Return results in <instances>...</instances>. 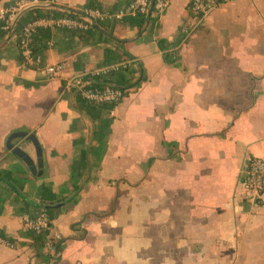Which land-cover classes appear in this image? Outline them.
<instances>
[{
    "label": "crops",
    "instance_id": "obj_1",
    "mask_svg": "<svg viewBox=\"0 0 264 264\" xmlns=\"http://www.w3.org/2000/svg\"><path fill=\"white\" fill-rule=\"evenodd\" d=\"M16 0H0V12ZM10 34L0 29V264H51L22 226L47 208L62 236L53 264H264V193L239 188L249 157L264 159V0H227L201 20L190 0L161 14L82 31L41 29L47 79L22 63L17 36L36 13L118 10L131 0H38ZM125 61L99 86L124 90L116 104L81 99L76 75ZM33 133V175L6 148ZM36 162L34 146L13 140Z\"/></svg>",
    "mask_w": 264,
    "mask_h": 264
},
{
    "label": "built area",
    "instance_id": "obj_2",
    "mask_svg": "<svg viewBox=\"0 0 264 264\" xmlns=\"http://www.w3.org/2000/svg\"><path fill=\"white\" fill-rule=\"evenodd\" d=\"M171 0H131L128 5L118 10L99 8H82L67 11L63 15L53 13L33 19L24 24L17 36L18 50L22 63L27 67H39L47 79L60 75L66 64L44 63L43 57L32 47V40L41 29L88 31L99 23H115L136 16H146L153 11L161 14ZM227 0H190L189 10L192 16L201 20L209 12ZM39 4L38 0H16L11 6L0 12V29L10 34L20 14L26 9ZM133 66L132 61H125L98 70L83 72L66 82L68 89L74 91L81 99L95 104H116L123 97V91L113 85L99 86L94 80L100 76L118 72ZM239 188L245 200L256 206L264 193V159L249 157L243 163L239 173ZM22 226L35 236H43L44 249L51 264L60 257L62 236L53 230L45 208H38L32 216L22 217ZM0 245L12 246L8 236L0 235ZM80 264V263H76Z\"/></svg>",
    "mask_w": 264,
    "mask_h": 264
},
{
    "label": "water",
    "instance_id": "obj_3",
    "mask_svg": "<svg viewBox=\"0 0 264 264\" xmlns=\"http://www.w3.org/2000/svg\"><path fill=\"white\" fill-rule=\"evenodd\" d=\"M16 138H25L32 143L34 146L36 162H34V160H32L30 156L26 154V152H24L20 147L13 144V140ZM6 148L15 156L20 158L33 175L36 174L38 168L42 167V147L38 143L35 134H28L27 132H14L8 136L6 140Z\"/></svg>",
    "mask_w": 264,
    "mask_h": 264
},
{
    "label": "trees",
    "instance_id": "obj_4",
    "mask_svg": "<svg viewBox=\"0 0 264 264\" xmlns=\"http://www.w3.org/2000/svg\"><path fill=\"white\" fill-rule=\"evenodd\" d=\"M46 15H48V14H41V13H36V16L33 18V19H36V18H39V17H43V16H46ZM136 17H140V18H142L143 16H136ZM40 31V30H39ZM39 31H37V33L39 32ZM36 33V34H37ZM36 35H34V37H35ZM34 37H33V40H34ZM33 40H32V47H33ZM33 49L35 50V48L33 47ZM36 51V50H35ZM37 52V51H36ZM129 69V68H128ZM124 70H126V69H124ZM127 72H130V70H126ZM121 89V88H120ZM122 90V89H121ZM123 91V94H124V90H122ZM44 208V207H43ZM45 210L48 212V211H50L49 209H47V208H45ZM35 236V235H34ZM44 238H43V236H35V241L37 242V243H39V245H41V246H43V242H44V240H43Z\"/></svg>",
    "mask_w": 264,
    "mask_h": 264
}]
</instances>
